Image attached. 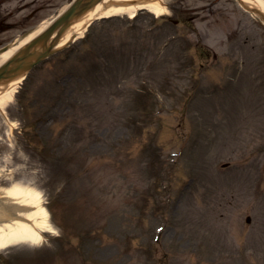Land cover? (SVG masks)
<instances>
[{"label": "rangeland", "instance_id": "374dc122", "mask_svg": "<svg viewBox=\"0 0 264 264\" xmlns=\"http://www.w3.org/2000/svg\"><path fill=\"white\" fill-rule=\"evenodd\" d=\"M71 1L5 0L0 47ZM164 5L94 22L0 113V190L40 193L55 229L0 264H264V25Z\"/></svg>", "mask_w": 264, "mask_h": 264}, {"label": "bare ground", "instance_id": "6f19581e", "mask_svg": "<svg viewBox=\"0 0 264 264\" xmlns=\"http://www.w3.org/2000/svg\"><path fill=\"white\" fill-rule=\"evenodd\" d=\"M164 0H104L66 34L62 45L77 34L80 38L87 27L95 20L114 16L134 18L142 10H147L159 17L167 14ZM240 3L258 9L264 15V0H239ZM51 20L44 21L29 36L18 39L8 51L0 55V66L4 64L20 47L30 42L35 36L45 31ZM21 80L15 81L0 90V113L5 114L14 101ZM14 127V126H13ZM4 197H1V195ZM42 203L40 193L20 184L0 190V252L20 243L40 244L45 232H54L49 212Z\"/></svg>", "mask_w": 264, "mask_h": 264}, {"label": "water", "instance_id": "95a60500", "mask_svg": "<svg viewBox=\"0 0 264 264\" xmlns=\"http://www.w3.org/2000/svg\"><path fill=\"white\" fill-rule=\"evenodd\" d=\"M103 0H76L74 4L42 36L23 48L0 68V88L22 78L38 63L57 53V45L68 30ZM56 36L52 39V35Z\"/></svg>", "mask_w": 264, "mask_h": 264}]
</instances>
